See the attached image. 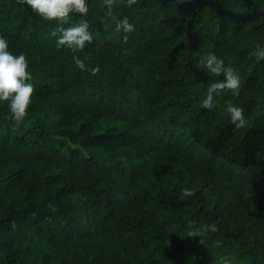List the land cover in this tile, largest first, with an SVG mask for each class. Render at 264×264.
Returning <instances> with one entry per match:
<instances>
[{"label": "trees", "instance_id": "16d2710c", "mask_svg": "<svg viewBox=\"0 0 264 264\" xmlns=\"http://www.w3.org/2000/svg\"><path fill=\"white\" fill-rule=\"evenodd\" d=\"M88 3L65 21L0 0V35L26 54L34 84L20 123L0 101V264H264V59L253 52L264 14L204 6L190 25L175 1ZM85 20L83 50L57 47L60 28ZM210 51L241 82L207 109L224 79L202 62ZM228 103L243 107V127Z\"/></svg>", "mask_w": 264, "mask_h": 264}, {"label": "clouds", "instance_id": "9594fccd", "mask_svg": "<svg viewBox=\"0 0 264 264\" xmlns=\"http://www.w3.org/2000/svg\"><path fill=\"white\" fill-rule=\"evenodd\" d=\"M26 2L31 9L47 20L66 21L74 12L86 15L89 11L88 0H26ZM106 3L111 6L112 0H106ZM127 3L132 5L135 0H127ZM117 27L122 29L125 34L134 30V24L126 15L118 20ZM59 33L56 40L57 47H67L74 52L83 50L86 44L93 40L86 20L62 27L59 29ZM53 35H56V32H53ZM253 52L258 60L264 59V45H257ZM73 58L81 69L86 68L83 59L78 56ZM202 62L209 72L224 76V79L214 81L208 86L206 94L201 100L204 108L212 109L216 107L215 96L221 90L231 89L234 93L239 92L240 76L234 67L225 65L224 60L214 52H208L205 57H202ZM31 76L26 54L11 51L7 38L0 35V101L7 102L12 118L17 123L24 120L28 114L29 106L33 102L34 84L31 82ZM226 111L230 114V120L236 127H243L247 123L242 106L228 103ZM193 194L194 189H183L184 197ZM211 228L215 230L216 226L211 225ZM198 232L199 229L196 234L192 235H197ZM225 264L228 262L225 261Z\"/></svg>", "mask_w": 264, "mask_h": 264}, {"label": "water", "instance_id": "95a60500", "mask_svg": "<svg viewBox=\"0 0 264 264\" xmlns=\"http://www.w3.org/2000/svg\"><path fill=\"white\" fill-rule=\"evenodd\" d=\"M162 2L175 1L180 16L187 19L190 25H193L196 12L199 8L204 6L215 7L220 14H225L231 18L240 20L248 18H259L264 14V9H255L246 12H237L235 10L226 8L220 0H160Z\"/></svg>", "mask_w": 264, "mask_h": 264}]
</instances>
